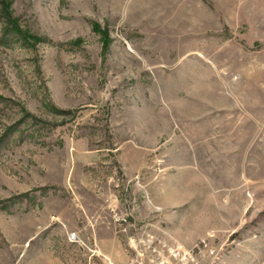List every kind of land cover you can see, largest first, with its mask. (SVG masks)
<instances>
[{
	"label": "rangeland",
	"instance_id": "374dc122",
	"mask_svg": "<svg viewBox=\"0 0 264 264\" xmlns=\"http://www.w3.org/2000/svg\"><path fill=\"white\" fill-rule=\"evenodd\" d=\"M0 264H264V0H0Z\"/></svg>",
	"mask_w": 264,
	"mask_h": 264
},
{
	"label": "built area",
	"instance_id": "2783aa9c",
	"mask_svg": "<svg viewBox=\"0 0 264 264\" xmlns=\"http://www.w3.org/2000/svg\"><path fill=\"white\" fill-rule=\"evenodd\" d=\"M76 239H77L76 235H72V236H71V242H75Z\"/></svg>",
	"mask_w": 264,
	"mask_h": 264
}]
</instances>
